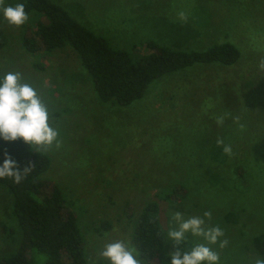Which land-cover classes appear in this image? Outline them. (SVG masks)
<instances>
[{
	"label": "rangeland",
	"instance_id": "rangeland-1",
	"mask_svg": "<svg viewBox=\"0 0 264 264\" xmlns=\"http://www.w3.org/2000/svg\"><path fill=\"white\" fill-rule=\"evenodd\" d=\"M57 1L87 27L108 33L121 45L153 37L186 50L231 41L242 51L240 61L230 67L196 64L167 73L142 98L123 106L98 97L71 47L47 55L25 48L23 31L27 27V34L31 32L32 14L19 27L0 15V73H22L24 82L48 105L59 143L34 146L51 157L46 177L62 187L67 204L75 209L88 264H109L100 256L109 242L123 240L136 248L132 239L136 217L170 184H186L190 191L183 201L161 204L168 252L207 243L191 234L187 246L169 240L173 212L188 218L210 211L206 222L222 227V239L228 241L222 248L219 243L210 245L219 254V264H255L264 258V215L254 218L240 207L244 199L238 201L253 168L248 139L252 133L264 136V109L256 113L264 106V97H259L264 96V0ZM181 11L186 19L179 17ZM142 49L148 50L145 45ZM257 100L256 109L252 104ZM222 132L224 144L232 142L236 157L215 156L216 150H223L214 144ZM243 158L251 166L236 174L235 162ZM202 168L206 175L194 172ZM12 201L10 192L0 187V257L15 247L9 235L15 225ZM139 258L150 264L140 253Z\"/></svg>",
	"mask_w": 264,
	"mask_h": 264
},
{
	"label": "trees",
	"instance_id": "trees-1",
	"mask_svg": "<svg viewBox=\"0 0 264 264\" xmlns=\"http://www.w3.org/2000/svg\"><path fill=\"white\" fill-rule=\"evenodd\" d=\"M21 2L26 12L33 15L32 26H29L31 32L27 34V27L23 31L22 42L25 48L32 53L44 55L64 47L74 49L103 102L127 106L142 98L150 85L167 73L196 64L230 67L242 58L240 47L231 41L214 43L201 50L170 47L153 37H146L139 43L121 45L108 33L98 34L87 27L57 0ZM111 31L109 26L108 32ZM142 45L148 48L146 52ZM259 97L262 99L264 96ZM258 101L252 104L256 109ZM263 109L261 105L256 113H261ZM252 136L249 142L244 139L250 148L249 160L253 165L250 184L245 193L240 194L238 201L244 199L240 207L251 211L256 218L264 215V136L262 138L260 133L256 136L252 133ZM224 139L226 137L222 132L220 140L223 144ZM214 144L216 149L221 148L217 141ZM231 144L227 142V145ZM6 152L18 162L20 169L25 166H32V169L18 184L9 178L0 179V187L12 195L15 222L9 234L15 247L0 257V264H88L85 236L75 209L67 204L62 187L46 177L52 165L51 157L22 139L11 142L0 139V163ZM215 156L218 160L222 156L227 159L236 157L232 153L229 156L223 150H216ZM249 160L238 159L234 166L235 173H245L246 166H251ZM194 170L197 175H206L205 169L204 172ZM202 182L200 180L196 184ZM189 191L186 184H170L158 192L156 199L146 203L136 217L132 239L146 262L169 264L166 232L160 217L161 204L183 201Z\"/></svg>",
	"mask_w": 264,
	"mask_h": 264
},
{
	"label": "clouds",
	"instance_id": "clouds-1",
	"mask_svg": "<svg viewBox=\"0 0 264 264\" xmlns=\"http://www.w3.org/2000/svg\"><path fill=\"white\" fill-rule=\"evenodd\" d=\"M0 15L10 25L17 27L28 20V13L22 2L7 3L0 0ZM181 19H186L183 11L178 13ZM264 67V64L261 65ZM51 114L48 105L40 98L37 90L24 82L20 72L0 73V139L16 141L22 139L32 146H51L59 143V130L51 126ZM223 151L231 154L230 145L223 144ZM32 166L18 167V162L11 154L5 153L0 163V179L9 178L20 183L31 171ZM211 212L205 211L203 216L193 215L185 218L183 213L175 211L171 214L170 226L167 231L169 240L175 244L187 246L188 234L203 237L207 243L194 244L189 250L178 248L169 252V264H219V254L210 247L219 243L222 248L228 241L224 237V229L218 224L209 225ZM100 256L108 260L109 264H142L139 253L134 246L123 240L107 243L100 250ZM255 264H264V258H257Z\"/></svg>",
	"mask_w": 264,
	"mask_h": 264
}]
</instances>
